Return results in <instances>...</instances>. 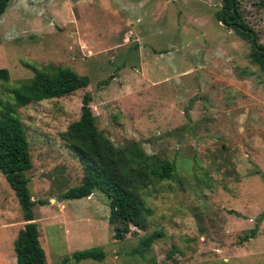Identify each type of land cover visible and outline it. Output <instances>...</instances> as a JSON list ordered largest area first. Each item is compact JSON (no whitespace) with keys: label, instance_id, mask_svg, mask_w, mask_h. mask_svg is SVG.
Masks as SVG:
<instances>
[{"label":"rangeland","instance_id":"1","mask_svg":"<svg viewBox=\"0 0 264 264\" xmlns=\"http://www.w3.org/2000/svg\"><path fill=\"white\" fill-rule=\"evenodd\" d=\"M257 43L264 6L236 0ZM219 0H10L0 16V120L15 117L28 144L24 173L45 264L99 247L101 261L63 264H264V72L249 44L218 23ZM43 67L88 78L60 98L13 107L12 89ZM113 145L135 144L173 165L168 180L141 191L150 210L143 230L114 239L108 202L93 190L61 199L82 171L60 134L81 97ZM261 221L256 225L257 219ZM23 221L0 175V264H15L12 241ZM256 227L253 238L243 236ZM152 231L142 256L137 240Z\"/></svg>","mask_w":264,"mask_h":264},{"label":"trees","instance_id":"2","mask_svg":"<svg viewBox=\"0 0 264 264\" xmlns=\"http://www.w3.org/2000/svg\"><path fill=\"white\" fill-rule=\"evenodd\" d=\"M10 0H0V16ZM220 9L215 20L232 29L249 44L248 61L264 72V43H257L254 32L243 21L236 0H219ZM264 6V0H259ZM6 69L0 68V80L7 81ZM88 78L68 68L43 67L35 70L31 79L12 89L13 107L21 108L29 103L60 98L75 90L85 88ZM90 97L83 94L78 118L67 125L60 138L78 161L82 177L80 184L67 189L61 199L73 200L88 197L93 190L101 193L108 202L107 224L114 239H122L130 229L143 230L150 215L141 199V191L155 181L168 180L174 173L173 165L145 155L135 144L113 145L95 127L94 116L88 106ZM31 168L28 144L21 122L15 117L0 120V175L12 191L23 221L12 241L15 264H45L44 252L39 245L38 230L32 215V207L45 205L32 201L24 173ZM257 219L256 225L261 221ZM243 236L253 238L255 229ZM161 237L158 231L140 237L131 249L132 255L142 256ZM104 253L99 247L72 252L62 259V264L101 261Z\"/></svg>","mask_w":264,"mask_h":264}]
</instances>
